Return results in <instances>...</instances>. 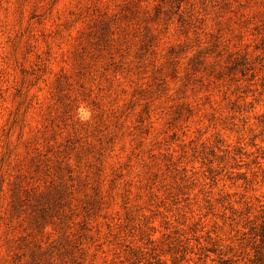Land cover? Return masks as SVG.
Returning a JSON list of instances; mask_svg holds the SVG:
<instances>
[{
    "label": "clouds",
    "instance_id": "obj_1",
    "mask_svg": "<svg viewBox=\"0 0 264 264\" xmlns=\"http://www.w3.org/2000/svg\"><path fill=\"white\" fill-rule=\"evenodd\" d=\"M119 2L27 0L20 6L18 16L11 14V5H5L9 11L0 16V95L4 101L0 110V129L8 136L5 140L0 135V150L6 143L11 152L9 167L4 170L5 186L13 175L11 166L24 154L23 145L28 144L29 151L35 147L43 152L41 133L45 138L48 135L44 131L46 110H49L48 118L57 114L51 112L53 81L61 70L63 74L71 75L69 53L85 26L95 19L93 9L111 15ZM226 3L227 9L220 11L207 0L203 6L200 0H184L176 11V16L183 17L189 24L183 35L178 31L176 16H172L167 24L147 25L156 39L150 49L152 54L144 58L142 72L135 67L134 59L139 37L129 35L125 37L126 43L113 45V49L118 46L120 52V55L112 56V62L120 64L118 71L103 70L102 65L109 62L105 56L92 65L90 80L79 81L87 98H81L75 90L68 93L74 101L66 118V125L70 127L57 130L54 143L59 144L65 133L83 128L88 133L86 143L93 149L79 163L71 156L67 158L73 175L78 174L86 184L95 180L101 193L108 191L109 181L114 180L113 174L117 170L120 177L115 179V187L106 197L111 204L107 215L112 219L98 218L89 222V227L99 229L96 243L102 244L91 264L102 261L107 264L113 259V253L118 256L115 264L123 259L116 244L121 241L128 244L129 238L121 232L117 241L110 243L111 236L104 225L109 224L115 234L117 225L122 224L120 196L125 192L127 203L124 207L134 212L133 226L152 241V247L161 245L164 237L170 236L174 229L183 234L179 238L187 241L186 247L191 251L186 253L182 264H198V249L207 246L205 233L210 239L219 240L220 249L228 244L233 234L228 230L229 208L239 212L248 206L252 209L248 217L251 219L259 208L264 207V126H258L255 119L264 115V89L259 84L264 78V60L253 66L251 81L241 79L238 74L231 81L215 79L216 74L225 69V60L230 55L246 52L249 61L260 56L259 52L252 51L255 40L251 31L264 18V0H226ZM139 7L151 15L152 0L142 2ZM29 10H34L40 17L39 24L28 20ZM127 31L131 33L130 28ZM113 39L120 40L119 31ZM213 44L215 48L210 50ZM170 46L183 48L175 58L174 79L164 75L167 69H162ZM198 53H201L200 63L197 70L192 71L190 61ZM21 69L24 76H21ZM157 69H162L165 91L150 95V77ZM68 83L73 82L69 79ZM16 89H20L21 94L12 99ZM137 90L146 94L143 97L134 95ZM36 93L41 94L40 100L36 99ZM18 104L19 110L15 111ZM230 104L240 110L230 111ZM145 105L148 106L147 117H142V123L138 125L137 116ZM182 105L190 114L182 111L180 118L174 120L173 113ZM14 111L15 116L9 115ZM13 119L16 123L9 127ZM144 130H147L146 134ZM173 135L175 139L170 140ZM252 137L255 139L249 146ZM109 139L111 143L105 144ZM214 139L221 143L214 146ZM202 147L206 159L200 155ZM233 148H239L240 154L235 155ZM209 149L217 158L223 156V162L207 156ZM97 151L101 153L98 158ZM125 164L127 167H122ZM97 168L100 171L93 176ZM207 168L219 172L214 184L206 178ZM239 176L244 179H237ZM180 177H183L182 181ZM176 186L182 189V194L177 195ZM6 197L5 187V205ZM218 200L221 202L217 203ZM162 220L167 221V228L162 226ZM240 222L242 220L232 217L234 231H243ZM16 223L13 221L10 228H15ZM193 224H196L194 233L188 231ZM3 231L10 232L6 239H15L16 232L0 226V232ZM193 237L199 243H193ZM142 243L136 242L134 232L131 245L147 252ZM94 248L95 244L87 249L89 256ZM12 255L13 251L0 241V264H9ZM158 259L162 264H171L168 255H160ZM212 260L214 257L209 256L204 264ZM85 264H89L87 259Z\"/></svg>",
    "mask_w": 264,
    "mask_h": 264
},
{
    "label": "rangeland",
    "instance_id": "obj_2",
    "mask_svg": "<svg viewBox=\"0 0 264 264\" xmlns=\"http://www.w3.org/2000/svg\"><path fill=\"white\" fill-rule=\"evenodd\" d=\"M26 2L27 0H0V16L9 11L5 5H11V14L18 16L20 6ZM142 2H146V0H120L116 5V11L111 15L93 9L92 14L95 19H91L90 23L85 26V30L77 37V42L69 53L71 75H65L61 70L53 81L51 95L54 105L51 112L57 114L48 118L49 110H46L47 127L44 131L48 132V135L45 138L41 133L43 152L38 151L35 147H31L29 151V145H23L24 154L16 164L11 166L13 175L6 186L4 170L9 167L11 152L8 150L7 144H3L2 150H0V226L17 233L14 240H8L6 237L10 232H0V241L7 249L13 251L9 264H85L86 259L91 264V261L95 259V253L101 250L102 244L96 243L99 237V229L89 227V222H95L98 218L100 220L112 219L107 215V210L111 204L106 197L114 189L115 179L120 178L119 170L113 174L114 180L109 181L108 191L101 193L95 180L92 184H86L78 174L73 175V169L66 163L69 156L79 163L82 158L92 153V147L86 143L88 135L86 130L83 128L80 130L73 129L65 133L59 144H55L54 141L58 134L57 130L70 127L66 125V118L72 110L74 101L68 93L75 90L79 92L81 98H87V93L81 91L83 85L79 81L90 80L92 65L107 56L109 62L102 65L103 70L118 71L120 64L112 62V56L114 54L120 55V52L119 47L113 49V45L126 43L125 37L129 35L132 38L138 36L134 59L137 62L135 67L142 72L144 58L152 54L150 49L156 39L155 36L151 35L147 25L167 24L172 16H176V11L184 0H152L151 15H147L140 9L139 5ZM204 3L205 0H200L201 6ZM207 3L214 5L220 11L226 10L228 7L226 0H207ZM28 20L35 21L37 24L40 23V17L35 15L34 10H29ZM176 24L181 35L189 26L188 22L181 16H176ZM141 25L144 26L142 29L140 28ZM129 28L131 33L127 31ZM117 31L120 33V40L113 39ZM251 35L255 40L252 51L259 52L260 56L249 61L246 52L234 56L230 55L225 60V69L217 73L215 79L227 78L231 81L237 74L241 79L246 78L247 81L254 78L253 75H250L253 66L264 60V18L258 26L252 28ZM213 39L215 40L216 37ZM214 48L215 44L210 50H214ZM25 50L27 51V48ZM126 51L127 49H125V54ZM182 51L181 46H170L166 51L168 59L162 69H167L164 75L169 79L175 78V58ZM44 55L47 57L49 53L46 51ZM200 55L201 53H198L197 57H193L190 61L192 71L197 70ZM162 69H157L151 75L148 86L151 91L148 94L160 95L165 91L164 79L161 75ZM24 75L25 73L21 69V76ZM27 75H31V73H27ZM69 79L72 80V84L68 83ZM259 84L261 89H264V78L260 80ZM73 85H75V89H73ZM20 94V89H16L12 94V99H16ZM133 94L143 97L146 93L137 90ZM40 98L41 94L36 93V99L40 100ZM3 102V96L0 95V110H2ZM128 107L130 108L131 104ZM228 108L230 111L240 110L235 104L228 105ZM18 110L19 104L15 111ZM15 111L9 115L15 116ZM182 111L185 114H190L188 108L182 105L176 108L173 119H179ZM147 113L148 106L145 105L137 116L138 125L142 123V117H147ZM255 119L258 126H264V115ZM15 123L16 120L13 119L12 125L9 127ZM137 131L140 130L137 129ZM146 131L144 130V134ZM0 135L6 140L8 133L0 129ZM169 139L173 140L175 136L173 135ZM254 139L255 137H252L248 141L249 146L252 145ZM32 143L34 144L35 141L33 140ZM110 143V139L105 141V144ZM219 143H221L220 140L214 139V146ZM233 153L239 155L240 149L233 148ZM100 154V151H97V158ZM49 155L51 159L48 158ZM200 155L204 159L207 158L204 156L203 147ZM207 156L217 159L218 162H223V156L217 158L211 149L208 150ZM208 163L211 161L209 160ZM122 167H127V165ZM99 171L100 169L97 168L93 176H96ZM206 173L209 183L214 184L215 177L219 175V172L207 168ZM152 179L155 180L156 177L153 176ZM180 179L182 181L183 177ZM237 179L242 180L244 178L239 176ZM5 187L7 190L6 205L4 203ZM175 191L177 195L182 194V189L179 186L175 187ZM120 200V208L123 211L122 224L117 225L115 234H112L109 224L104 225L106 233L111 236L110 243L116 242L121 232H125L129 238L128 244H124L122 241L116 244V247L121 249L119 255L123 257L119 260V264H162L158 259L160 255H168L171 258V264H182L186 253L191 251L186 247L187 241H182L179 238L183 234L174 229L170 236L164 237L161 242L162 246L152 247V241L148 240L142 231L133 226L135 220L133 210L124 207L127 203V192L120 196ZM175 202L173 199L172 203ZM220 202L217 201V203ZM228 211L230 212L228 230L233 233L229 237L228 244L220 249L219 240H212L205 233L204 243L207 246L198 249V264H204L209 256L214 257V260L209 261V264H264V207L259 208L256 215L252 216L251 219L248 217L252 209L248 206H244L239 212H235L231 208ZM102 213L104 214L102 215ZM233 216L237 218V221L242 220L239 227L243 231H234L231 223ZM13 221L17 222L15 228H10ZM162 226L168 227L166 220H162ZM46 228L50 231L46 232ZM188 231L194 233L196 224H193ZM134 232L136 233V242L142 241V247L147 248V252H142L141 248L131 245V237ZM193 243H199V241L193 237ZM93 244H95V248L92 255L89 256L87 249ZM112 256L113 259L107 264H115L118 260L116 253H113ZM101 264L104 262L102 261Z\"/></svg>",
    "mask_w": 264,
    "mask_h": 264
}]
</instances>
